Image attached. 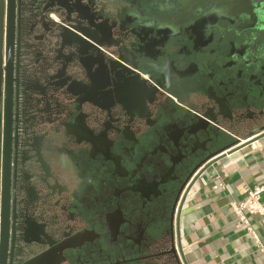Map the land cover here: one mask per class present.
Here are the masks:
<instances>
[{
    "label": "flooded vegetation",
    "instance_id": "1",
    "mask_svg": "<svg viewBox=\"0 0 264 264\" xmlns=\"http://www.w3.org/2000/svg\"><path fill=\"white\" fill-rule=\"evenodd\" d=\"M48 2L16 0L0 44V264H180L194 169L264 131V0H166L140 28L86 0L108 27L74 50Z\"/></svg>",
    "mask_w": 264,
    "mask_h": 264
},
{
    "label": "crops",
    "instance_id": "2",
    "mask_svg": "<svg viewBox=\"0 0 264 264\" xmlns=\"http://www.w3.org/2000/svg\"><path fill=\"white\" fill-rule=\"evenodd\" d=\"M242 144L204 172L184 203L179 227L187 264H264V252L254 247L230 207L264 186V138ZM218 184L222 187L215 188ZM260 202L264 206V194ZM247 218L264 246V217Z\"/></svg>",
    "mask_w": 264,
    "mask_h": 264
},
{
    "label": "water",
    "instance_id": "3",
    "mask_svg": "<svg viewBox=\"0 0 264 264\" xmlns=\"http://www.w3.org/2000/svg\"><path fill=\"white\" fill-rule=\"evenodd\" d=\"M16 0H0V44L3 38V34L5 33V37L9 38V30H13V24L11 19H9L12 8L14 6V2ZM26 1H35V0H26ZM39 1V0H38ZM48 3L56 8L62 15V22L60 26V35L59 41L64 48L69 49H77L81 47L80 42H87L89 48H92L94 45L98 44V38L103 34V29L108 27L107 23L98 16V13L91 12L88 13L86 11L85 1L86 0H47ZM105 1V0H101ZM125 3L126 7H123L120 11H115L113 16V22L111 23V27L114 26H124V25H133V26H145V23L150 19L149 16L140 18L138 14H142L143 11L149 10L151 11L152 6H155V10H158L159 14L165 11L164 7L166 5V0H122ZM151 2V3H150ZM40 9V8H39ZM138 11V10H141ZM6 10V14L4 13ZM138 11V12H137ZM140 12V13H139ZM167 12V11H165ZM6 17V18H5ZM5 19V20H4ZM162 19L153 18L152 26L155 27L156 30L164 27L166 23H163ZM147 25V24H146ZM106 26V27H105ZM6 38V39H7ZM258 136L254 138V140L244 141L242 142L243 146L250 145L251 143L264 138V131L259 132ZM234 145L227 146L222 150L223 155L226 153L231 154L232 148ZM221 157V156H220ZM219 158L213 160H207L205 166L201 169V165L197 166L194 169V174L191 176V181L184 191L182 197L180 198L177 212V232L175 236V253L180 264H187L185 261L184 253L181 248L180 243V216L182 213V209L184 203L186 202L187 195L190 193L191 189L196 185L199 179L202 177L204 172L213 165ZM200 169V170H199Z\"/></svg>",
    "mask_w": 264,
    "mask_h": 264
},
{
    "label": "built area",
    "instance_id": "4",
    "mask_svg": "<svg viewBox=\"0 0 264 264\" xmlns=\"http://www.w3.org/2000/svg\"><path fill=\"white\" fill-rule=\"evenodd\" d=\"M220 187H222L221 184H218L215 188ZM262 194H264V186H260L259 188L257 187L254 190L249 191L242 201L232 203L230 207L232 214L245 227V229H247L246 232L251 237L254 247H256L259 251L264 252V246H262L247 218V215H258L260 217H264V206H262L260 202ZM189 195L190 193H188L187 198Z\"/></svg>",
    "mask_w": 264,
    "mask_h": 264
}]
</instances>
